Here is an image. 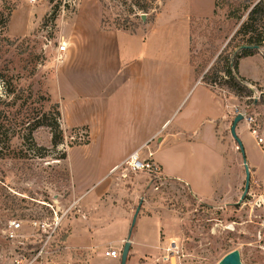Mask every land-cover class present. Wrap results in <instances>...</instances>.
<instances>
[{
  "label": "rangeland",
  "instance_id": "1",
  "mask_svg": "<svg viewBox=\"0 0 264 264\" xmlns=\"http://www.w3.org/2000/svg\"><path fill=\"white\" fill-rule=\"evenodd\" d=\"M257 1L187 0V7L180 8L182 0H38L35 4L28 0H0V264H15L21 255L23 261L29 256L28 243L22 246L6 239L8 221L22 220L24 231L30 235L33 220L66 215L59 233L62 245L73 226L84 219L79 196L85 187L75 183V168L78 180L89 183L96 178L98 155L104 158L103 166L122 157L114 152L116 139L106 138L103 153L99 148L103 138L97 136L92 159L82 161L81 148L91 140L89 129L79 123L73 125V121L80 119L81 104L87 100L79 89L71 91L65 85V77L74 70L65 66L69 64L75 23L81 26L83 19H92L97 11L106 29L143 32L158 15L165 19L162 26L167 29L182 28L186 23L193 67L203 72L200 78L209 72V83L216 80V86L227 91L224 71L237 62L240 46L246 40L236 35L247 18L243 9ZM175 15L178 18L173 23L169 19ZM62 43L70 46L64 57L58 53ZM84 73L91 78L94 72L86 69ZM248 87L254 95L240 100L239 111L254 117L259 127L253 102L260 101L261 94L254 86ZM88 100H92L91 96ZM45 115H51V125L54 118L60 124L63 141L57 148L53 146V129L36 127L37 122L45 121ZM231 151L235 149H227L228 155ZM237 159L243 173L244 163L241 157ZM83 169L86 172L82 173ZM140 174L124 177L117 171L110 178L117 182L120 178L124 187H130ZM145 175L169 215L164 223L170 231H162L160 241L173 238L182 242L189 255L188 264H220L235 250L241 253L243 264H264L263 185L255 183L253 190L250 187L243 202L245 182L234 201L204 204L179 182ZM242 177L245 180L246 174ZM157 229L150 226L145 232L147 242H155ZM143 236L144 232L141 240ZM137 253L142 257L135 264H162L158 261L160 249L140 246Z\"/></svg>",
  "mask_w": 264,
  "mask_h": 264
},
{
  "label": "crops",
  "instance_id": "2",
  "mask_svg": "<svg viewBox=\"0 0 264 264\" xmlns=\"http://www.w3.org/2000/svg\"><path fill=\"white\" fill-rule=\"evenodd\" d=\"M180 5L187 7V0ZM176 15L169 20L175 23ZM164 20L158 15L143 32L106 29L99 11L92 19H83L81 26L75 23L69 64L65 66L74 70L65 77V85L71 91L79 89L87 100L85 105L81 104L80 119L73 121V125L79 123L89 129L91 140L81 148L82 161L92 159L97 136L103 138L99 146L103 153L106 138L116 139L112 142L114 152L122 157L103 166V156H95L96 178L89 183L78 180V171L71 161L75 183L85 187L79 196L84 219L73 226L62 242L56 256L58 264H121L120 259L105 257L104 253L110 248L122 250L129 238L132 246L127 264L141 259L137 253L140 246L161 249V232L170 231L164 223L169 215L146 175L138 173L130 187H124L120 178L118 182L110 178L114 167L151 139L161 179L179 182L201 203L235 200L245 182V168L242 173L236 164L238 157L242 164L243 158L247 161L251 189L255 183L264 186V104L259 99L253 102V112L260 118L258 136L250 132L244 120L237 125L242 152L231 135L233 121L242 110L240 99L229 90L203 82L191 63L186 23L182 28L167 29L162 26ZM69 48L58 53L64 57ZM259 50L238 59L236 75L246 85L257 88L262 97L264 53ZM86 69L94 72L91 78L84 73ZM257 102L260 104L256 105ZM229 148L235 151L228 155ZM140 203L141 210L131 232ZM150 226L158 227L154 243L145 238Z\"/></svg>",
  "mask_w": 264,
  "mask_h": 264
},
{
  "label": "built area",
  "instance_id": "3",
  "mask_svg": "<svg viewBox=\"0 0 264 264\" xmlns=\"http://www.w3.org/2000/svg\"><path fill=\"white\" fill-rule=\"evenodd\" d=\"M28 1L35 4L38 0ZM58 50L61 53H65L68 51V45L62 43ZM239 113L243 114L244 121L248 124L250 132L258 136L259 127H257V120L252 116H248L244 111ZM152 142L153 139L145 143L141 149L131 153L121 164L114 167L111 173L119 171L122 172V176L124 177L130 173H145L154 176L157 180H161L160 169L154 159ZM259 142H263V139H259ZM65 217L66 215L60 217L56 214L53 218L33 220L30 223L32 226V234L30 235L24 231L22 220L12 219L8 221L4 229L6 239L22 246L28 243V246H30L28 258H25V261H23L21 255L22 259L18 257L15 264H58L56 256L62 248L59 233L62 230V220ZM160 250L161 257L158 261L162 264H188L186 260L189 255L186 254L182 242H179L177 239L170 238L163 241ZM121 252V250L110 248L105 251L104 255L108 258L120 259Z\"/></svg>",
  "mask_w": 264,
  "mask_h": 264
},
{
  "label": "trees",
  "instance_id": "4",
  "mask_svg": "<svg viewBox=\"0 0 264 264\" xmlns=\"http://www.w3.org/2000/svg\"><path fill=\"white\" fill-rule=\"evenodd\" d=\"M244 13L247 14L246 20L240 25L238 31L236 32L237 36H244L245 41L240 46L241 52L237 58H243L246 56H251L259 53V49L255 48H243L244 46L248 47H260L263 50L264 48V0H258L254 4H250L243 9ZM244 14V15H245ZM10 18V14L3 21V27L6 26ZM240 21L242 17H237ZM264 53V51H263ZM237 62L232 64V66L228 67L224 74L226 76L225 85L229 89V91L234 94L235 97L242 100L244 97L250 98L253 96L254 92L250 89L245 81L236 75ZM198 71V70H197ZM200 74H203L200 70L198 71ZM209 72L205 74L203 78V82L210 84L208 81ZM210 85H216L217 81L213 80ZM261 104H264V96L261 97ZM260 104V103H256ZM54 124L51 125L48 121H51V115H45V121H39L36 123V127L46 126L53 129V146L57 148L60 144H62L63 136L60 124L57 119H53ZM43 150V149H41Z\"/></svg>",
  "mask_w": 264,
  "mask_h": 264
},
{
  "label": "water",
  "instance_id": "5",
  "mask_svg": "<svg viewBox=\"0 0 264 264\" xmlns=\"http://www.w3.org/2000/svg\"><path fill=\"white\" fill-rule=\"evenodd\" d=\"M243 48H255V49H260V47H248V46H244ZM244 120V116L241 113H238L233 121L232 127H231V135L234 138V140L236 141V143L239 146V149L243 152V148H242V143L237 135L236 132V128L237 125L242 122ZM243 163H244V168H245V174H246V179H245V189H244V193L243 196L241 197V202H243L246 198V196L249 194L250 191V182H251V172L249 169V166L247 164V161L245 158H243ZM141 210V203L140 205L137 207L136 212L133 216V220H132V229L131 232L133 230V228L136 225L137 222V217L138 214ZM131 240L130 238L126 241V243L124 244V247L122 249L121 252V264H127L128 262V258H129V254L131 251ZM220 264H243L242 259H241V253L238 250H235L231 253H229L228 255H226L221 261Z\"/></svg>",
  "mask_w": 264,
  "mask_h": 264
}]
</instances>
